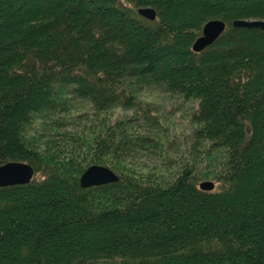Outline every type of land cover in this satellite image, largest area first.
I'll return each mask as SVG.
<instances>
[{"label": "trees", "instance_id": "trees-1", "mask_svg": "<svg viewBox=\"0 0 264 264\" xmlns=\"http://www.w3.org/2000/svg\"><path fill=\"white\" fill-rule=\"evenodd\" d=\"M257 18L264 0H0V164L34 170L0 186V264H264V30L232 25ZM151 88L194 103L189 159ZM138 150L184 163L161 182L125 168ZM94 163L118 179L81 186Z\"/></svg>", "mask_w": 264, "mask_h": 264}, {"label": "rangeland", "instance_id": "rangeland-1", "mask_svg": "<svg viewBox=\"0 0 264 264\" xmlns=\"http://www.w3.org/2000/svg\"><path fill=\"white\" fill-rule=\"evenodd\" d=\"M147 98L153 100L159 108L164 124L170 127V134L178 136L183 141L184 146H181L182 151H180L181 153L178 158L182 160L189 159V156H191L189 144L183 139V136L188 134L189 111L194 103L170 96L159 88H151ZM123 113L121 109L115 108L109 110L107 114L95 117L94 122L95 124H99L98 127L101 129L104 123L108 124V122ZM94 134H92V137ZM198 159L200 160V167L207 168L210 173L209 176L198 180V183L203 180H211L214 183L213 190L222 185L219 180L212 177L221 170L224 159L223 155H216L215 158L209 157L210 161H207L208 158H204V156H200ZM122 161L128 171L144 176L152 175L161 182L169 180L184 163V161H181L174 165L166 164L162 157L146 153L142 150L125 156ZM207 169H205V172H207Z\"/></svg>", "mask_w": 264, "mask_h": 264}, {"label": "water", "instance_id": "water-1", "mask_svg": "<svg viewBox=\"0 0 264 264\" xmlns=\"http://www.w3.org/2000/svg\"><path fill=\"white\" fill-rule=\"evenodd\" d=\"M138 12L148 19L155 18V11L150 6H141ZM234 26H258L264 30V19H234ZM225 27L223 20L219 18L208 19L202 26L201 33L192 43V49L199 51L212 43ZM33 167L26 161L8 160L0 164V186L25 183L33 177ZM118 179V175L108 166L103 164H90L79 176L80 185L83 187L112 182ZM199 187L211 190L214 183L211 180L199 182Z\"/></svg>", "mask_w": 264, "mask_h": 264}]
</instances>
